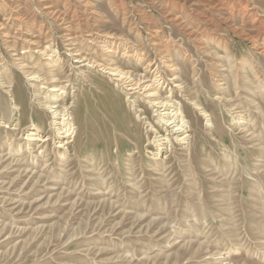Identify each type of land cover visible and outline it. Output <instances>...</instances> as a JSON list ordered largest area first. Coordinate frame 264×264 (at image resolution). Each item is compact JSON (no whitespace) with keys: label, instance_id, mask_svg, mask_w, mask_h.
I'll return each mask as SVG.
<instances>
[{"label":"rangeland","instance_id":"obj_1","mask_svg":"<svg viewBox=\"0 0 264 264\" xmlns=\"http://www.w3.org/2000/svg\"><path fill=\"white\" fill-rule=\"evenodd\" d=\"M100 46L135 80L158 65L183 135L72 57ZM260 48L264 0H0V264H264ZM30 67L66 84L74 136L56 135Z\"/></svg>","mask_w":264,"mask_h":264},{"label":"bare ground","instance_id":"obj_2","mask_svg":"<svg viewBox=\"0 0 264 264\" xmlns=\"http://www.w3.org/2000/svg\"><path fill=\"white\" fill-rule=\"evenodd\" d=\"M208 3V2H207ZM64 26V25H63ZM6 31V30H5ZM193 33V32H192ZM196 34V33H195ZM76 35V34H75ZM193 36V35H192ZM191 36V37H192ZM7 37V36H6ZM194 37V36H193ZM196 37V36H195ZM94 38V37H93ZM99 38V37H98ZM70 39V37H69ZM102 39V38H101ZM71 40V39H70ZM74 40V38H73ZM88 40V39H87ZM35 41V40H34ZM95 41V40H94ZM101 41V40H100ZM104 41V39H103ZM215 41V40H214ZM106 42V41H105ZM262 42V41H261ZM24 43V42H23ZM26 40H25V44H26ZM29 43V42H28ZM46 43V42H45ZM49 43V42H48ZM82 43V42H81ZM93 43V42H92ZM95 43V42H94ZM103 43V42H102ZM112 43V42H111ZM21 44V43H20ZM51 44V42H50ZM75 44V43H74ZM91 44V42H90ZM98 44V43H97ZM107 44V43H106ZM160 44V43H159ZM27 45V44H26ZM30 46H26L23 47L21 45L22 50L26 51L24 54L26 56H29L30 58L33 56L34 52H39L36 51L37 47L36 45H34V43L29 44ZM52 45V44H51ZM92 45V44H91ZM71 46V45H70ZM253 46V45H252ZM74 47V46H73ZM49 48L48 50H50V53H55V48L51 47L48 45V47H46V49ZM67 48V47H66ZM101 50L99 51L100 53V57L101 58H96L95 56H93L91 54V57L89 55H84V53H82L81 51H73V53L75 55L72 54V57L76 60V63H79L81 65V67H88V68H101L102 70H107V74L110 75L113 80H115L116 82L119 83V86L124 89L128 95H130V93H136L138 95H140L141 97L145 98L148 101V105L149 103L151 104L152 107L155 108L156 112V118H157V123L160 125V127L162 129H164V131H168L170 134H179V135H183L184 129H186V125H185V121L184 118L186 117L185 115V106H177V103L175 101L172 100V94L173 91L171 89L167 90V96H165L164 98L161 97L162 95V91L164 90V84L165 81L159 72V67L158 65L153 66L150 63L145 67V72L146 75L149 74V76H144L143 78L139 79V80H135L133 77H131V75H129L126 72H123L122 70H119L118 68L113 67L114 65L112 64H106V56H108L111 53V50L107 49V47L105 48V46H100L99 47ZM109 48V47H108ZM163 48V47H161ZM80 49V48H79ZM132 49V48H131ZM166 49V48H165ZM41 50V49H39ZM71 50V49H69ZM73 50V49H72ZM75 50V49H74ZM78 50V49H77ZM86 50V49H85ZM90 51V49L88 50ZM113 51V50H112ZM129 51V50H127ZM132 51V50H131ZM256 51H260V54H264V49L260 48V50H256ZM21 52V51H20ZM47 52V51H46ZM68 52V50H67ZM85 52V51H84ZM92 52V51H91ZM41 55L44 54L42 52H40ZM72 53V52H71ZM90 53V52H89ZM95 53V50H94ZM165 53V52H164ZM86 54V53H85ZM133 55H136V52H132ZM40 55V54H39ZM49 55V54H48ZM142 55V54H141ZM18 56V55H17ZM37 56V55H36ZM130 57L132 55H129ZM140 53H137L136 58H139ZM28 57V58H29ZM52 57V56H51ZM135 57V56H134ZM158 57V56H157ZM21 58V57H20ZM42 58V57H41ZM135 58V59H136ZM24 59V58H23ZM35 59V58H34ZM100 59V60H99ZM140 59V58H139ZM35 61V60H34ZM33 61V62H34ZM98 61H101L98 62ZM22 62V61H21ZM155 62V61H154ZM83 63V64H82ZM157 63V62H156ZM36 66L40 65L39 68H43V67H49V68H54V66L56 65V62L52 59V58H46L43 63H35ZM54 64V65H52ZM160 64V63H159ZM162 68H171L169 71H172V80L176 82V80L178 79L175 74V67L171 64V60L169 58V56L166 54L162 61ZM21 66V65H20ZM28 66H25V68ZM174 67V68H173ZM24 68V67H23ZM29 69L31 70H27L24 71V73L28 74V78L31 81L32 87L33 89L37 90V95L40 96L41 94H44V98L40 96V98L38 99V102L42 105L45 106L46 111L51 114V118H52V122L55 128V133L57 136L59 135H64L66 137H71L73 135L74 132V127L72 124V116L71 113L68 111L69 109H67L66 107L60 108V106L57 105L59 99L62 101L64 100L65 96V89H66V84L65 85H59V80H56L55 77L53 75H51L50 78H45L42 75H39L38 72L34 73L32 71L33 67H30ZM23 70V69H22ZM47 70V69H46ZM50 73V72H49ZM59 78V77H58ZM65 78V77H64ZM7 79V78H6ZM65 80V79H64ZM67 80V79H66ZM162 80V81H161ZM62 81V80H61ZM68 81V80H67ZM114 81V82H115ZM8 84L11 85V83L9 82ZM7 84V85H8ZM169 85V84H167ZM166 86V85H165ZM5 87V85H4ZM8 88L10 86H7ZM6 87V88H7ZM22 87V86H21ZM176 88H178V90H181L180 84L175 86ZM19 88V87H18ZM50 88V89H49ZM49 89V90H48ZM43 90H47L46 92H44ZM60 90H63L61 92H59ZM8 92H10L8 90ZM23 92V90H22ZM36 96V95H35ZM18 102L23 106V107H27L28 106V102L26 98H23L22 96H20V99L18 98ZM64 102V101H63ZM147 103V102H146ZM55 104V105H54ZM66 104V103H65ZM193 104V103H192ZM41 105V106H42ZM194 109L201 111L202 114V110L199 107L198 103L195 102L194 104ZM67 106V105H66ZM68 107V106H67ZM26 109V108H25ZM42 110V109H41ZM25 111V110H24ZM92 111V110H91ZM34 115H36V120H38V125L40 126V119L38 117V115H41L39 112L35 111L33 109ZM23 113V112H22ZM82 113V112H80ZM155 114V113H154ZM204 114V113H203ZM206 114V113H205ZM204 114V115H205ZM45 115V114H44ZM44 115H41L42 120L44 119L43 117H45ZM40 117V118H41ZM206 117V115H205ZM160 128V129H161ZM159 130V129H158ZM177 135V136H179ZM74 136V135H73ZM182 139H185L182 138Z\"/></svg>","mask_w":264,"mask_h":264}]
</instances>
